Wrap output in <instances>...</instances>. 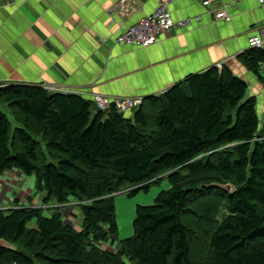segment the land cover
Here are the masks:
<instances>
[{
	"label": "trees",
	"instance_id": "1",
	"mask_svg": "<svg viewBox=\"0 0 264 264\" xmlns=\"http://www.w3.org/2000/svg\"><path fill=\"white\" fill-rule=\"evenodd\" d=\"M239 60L264 89V47ZM0 104V175L32 176L41 207L56 208L0 209V239L16 248L0 249V264H264V112L260 122L228 68L144 98L130 118L40 86H2ZM160 175L169 188L135 207L132 235L118 240L114 195L147 192ZM71 203L79 230L57 212Z\"/></svg>",
	"mask_w": 264,
	"mask_h": 264
},
{
	"label": "crops",
	"instance_id": "2",
	"mask_svg": "<svg viewBox=\"0 0 264 264\" xmlns=\"http://www.w3.org/2000/svg\"><path fill=\"white\" fill-rule=\"evenodd\" d=\"M205 1L209 4L203 6ZM116 2L0 3V87L40 86L91 101L95 95L142 101L221 63L247 83L248 96L255 97L262 118L264 89L239 60L249 49L248 38L264 26V8L257 0H171L172 20H189L190 24L171 30L145 48L114 40L152 14L159 0H130L126 14L109 15ZM222 11L229 22L216 18ZM123 115L130 118L132 110Z\"/></svg>",
	"mask_w": 264,
	"mask_h": 264
},
{
	"label": "rangeland",
	"instance_id": "3",
	"mask_svg": "<svg viewBox=\"0 0 264 264\" xmlns=\"http://www.w3.org/2000/svg\"><path fill=\"white\" fill-rule=\"evenodd\" d=\"M251 76L254 77L253 75ZM0 111L5 114L8 119H10L8 110L3 104H0ZM258 117L260 119V122H262L263 116L261 118V116L258 114ZM163 176L164 175L158 176V182L150 184L147 192L141 191L129 197L126 194L129 189H125L120 193L114 195L112 201L115 209V217L118 227V240L126 239L132 235V222L135 216V207L137 205L144 206L152 204L155 197L161 191L167 190L169 188V183L166 178H163ZM42 197V193H38L34 190L32 176H22L21 174L13 170H11L10 172H4L0 175V209H5L13 206L14 201H16L18 206L36 207L38 204H42ZM50 205V210L56 209L53 208V204L50 203ZM50 205L48 206L50 207ZM57 209H59L57 212L62 214L63 224L72 226L74 229L79 230L81 215L79 208L76 206V203H71L67 206H60ZM42 210L43 215L50 214V212H47V209L45 210L43 208ZM222 215H224L223 209L220 210L217 218L221 219L223 217ZM29 226L30 224L27 225V227ZM98 247L110 252H115L118 250L117 244H98ZM123 261L125 264H130L126 259H124Z\"/></svg>",
	"mask_w": 264,
	"mask_h": 264
},
{
	"label": "built area",
	"instance_id": "4",
	"mask_svg": "<svg viewBox=\"0 0 264 264\" xmlns=\"http://www.w3.org/2000/svg\"><path fill=\"white\" fill-rule=\"evenodd\" d=\"M12 1L13 0H0V3L7 4ZM170 1L171 0H159L157 7L152 14L140 19L137 23L125 29L115 38L114 42L116 44H123L133 48H145L155 44L160 36L171 30L188 26L190 24L189 20L182 22H175L172 20L168 10V4ZM129 3L130 0H117L115 6L108 11L109 15L116 13V11L122 15L126 14L128 9H130ZM257 3L260 7L264 8V0H257ZM208 4L209 1L202 2L203 6ZM216 18L223 19L226 22L230 21L229 16H227L224 11L216 14ZM256 31L257 32L251 35L247 40L248 48L264 47V26L258 28ZM221 66L222 64L218 63L215 67L220 69ZM45 89L49 92L53 91L52 88ZM92 102L99 110H105L113 105L118 112L123 114L126 111L133 110L139 106L141 104V99L122 98L110 100L104 96L95 95Z\"/></svg>",
	"mask_w": 264,
	"mask_h": 264
},
{
	"label": "water",
	"instance_id": "5",
	"mask_svg": "<svg viewBox=\"0 0 264 264\" xmlns=\"http://www.w3.org/2000/svg\"><path fill=\"white\" fill-rule=\"evenodd\" d=\"M107 111V109H106ZM210 186H216L219 187L223 190H225L226 192H231L232 187L229 184H225V185H217V184H211ZM0 249H5L8 251H15V246L11 245L8 242H5L3 240L0 239Z\"/></svg>",
	"mask_w": 264,
	"mask_h": 264
},
{
	"label": "bare ground",
	"instance_id": "6",
	"mask_svg": "<svg viewBox=\"0 0 264 264\" xmlns=\"http://www.w3.org/2000/svg\"><path fill=\"white\" fill-rule=\"evenodd\" d=\"M224 184V183H223Z\"/></svg>",
	"mask_w": 264,
	"mask_h": 264
}]
</instances>
